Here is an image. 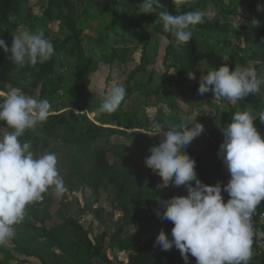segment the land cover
Instances as JSON below:
<instances>
[{"label": "trees", "instance_id": "obj_1", "mask_svg": "<svg viewBox=\"0 0 264 264\" xmlns=\"http://www.w3.org/2000/svg\"><path fill=\"white\" fill-rule=\"evenodd\" d=\"M55 0H48L46 7L42 8L43 18L55 21L64 32V36L58 39L54 46V53L50 60L35 66L25 63L23 66L8 60L10 53L0 50V92H7L10 88H19L26 95L37 99H48L52 105V113L46 122L38 124L35 130H27L21 141H30L32 151L37 152L39 136H63V139L76 147L93 148L100 143L101 147L94 150V171L107 181L115 191L116 207L125 211L134 204V213L131 220L139 209V201L144 198L145 192L138 185L136 178L126 169H119L107 161V153L121 156L124 164L144 162L150 155L148 149L158 146L161 140L148 135H142L137 139L129 140L123 145H113L110 136L115 133L129 136L128 129L140 126L147 127V121L137 112L130 109L119 108L115 114L122 123L120 127H102L103 124H112L108 113H98L96 124L89 118L88 112L94 109L88 97L86 88L90 83L89 74L96 69L99 61L112 62L120 58L118 52L120 44L125 38H135L140 42V63L131 74L132 78L138 79L140 91L144 99V105L152 107L159 102L173 108L174 98H185L188 93L193 102L199 107H211L216 111L214 120L218 118L219 102L213 98L209 91L204 95L197 92L201 74L209 69H216L223 64L229 66L230 71L235 66L245 67L253 59L264 63V11H257V4L264 0H230L228 4L219 0H211L217 6L219 12H229L238 15L244 21L240 29H228L214 23L203 21L193 26L192 40L187 44H179L175 38L162 28V24L156 22L157 13L144 14L140 12V0H122L124 6L130 11L119 19L115 10V4L111 0V18L109 24L98 34L85 33L80 26L72 5L67 0H62V7L54 6ZM162 4L173 14L186 11H199V3L206 4L207 0H195L190 5L182 6L177 10L173 0H161ZM241 8L244 12H241ZM163 9H158L157 12ZM31 16L29 0H0V31L11 27L13 30ZM259 21L258 25H252L253 19ZM232 35L236 48H230L226 40L222 39ZM158 37L166 41L164 48V61L176 73L173 81L176 87L168 79V73L164 72L159 77L157 84L154 83L153 71L147 67L152 65L159 51ZM8 47H11L12 36L8 35ZM224 55L229 56V62L225 61ZM170 58V59H169ZM170 60V61H168ZM193 73L195 78H189ZM189 74V75H188ZM143 87V88H142ZM260 96L249 94L236 104L229 103L227 111L220 112V122L217 129L208 130V134L202 133L206 146L203 150L195 151L190 144L185 151L196 161L195 171L198 179L208 185H214L217 181L223 187L229 180V173L223 165L217 152L223 141L219 130L231 122L232 115L238 111L250 109L254 117V123L258 131L264 134V122L260 120V114L264 113V97L260 102ZM235 105V106H234ZM66 109V113H57ZM201 124H207L198 120ZM5 125V122H3ZM45 146L48 141L44 140ZM186 189L177 188L171 184L166 188H159L153 197H145L147 203H152L156 210L162 209L157 199L166 200L174 195H186ZM225 202L228 194L223 193ZM264 212V201L261 202L252 217L255 224L260 213ZM56 214L62 220L59 224H51ZM26 219L23 226L31 234V243L25 245L17 238V234L10 241L14 244L17 254L34 256L39 264H93L96 256L102 255V249L106 233H101L97 239H90L87 230L82 223L72 217L64 200L56 202L51 192L43 194V200L34 202L26 208ZM170 221L157 218L152 234L145 237V228H137L134 232L123 235V229L114 231L113 240L119 250L129 252L126 264H184L178 249L164 251L156 243L158 233L163 230L171 239ZM256 240L253 237V245ZM0 246V252L3 251ZM0 264H7L0 259ZM189 264H196L195 257L189 254ZM249 264H264V255L255 260L252 256Z\"/></svg>", "mask_w": 264, "mask_h": 264}, {"label": "clouds", "instance_id": "obj_2", "mask_svg": "<svg viewBox=\"0 0 264 264\" xmlns=\"http://www.w3.org/2000/svg\"><path fill=\"white\" fill-rule=\"evenodd\" d=\"M173 2L179 10L195 0ZM139 8L144 14L157 13L156 22L179 44L189 43L193 26L204 19L200 11L173 14L161 0H140ZM158 9L163 10L157 12ZM257 11H264V5L258 3ZM258 23L255 18L251 21L252 25ZM0 50L10 53L8 60L21 66L43 64L55 51L50 39L31 30L19 31L12 38L11 47L0 39ZM189 78H195L194 74ZM262 86L264 76L258 75L254 67L235 66L230 71L223 64L201 74L197 92L204 95L211 91L217 102L222 98L235 102L249 94L256 95ZM125 96V87L114 83L98 112L115 113ZM51 112L48 99L26 95L19 88H10L0 98V121L6 125L0 127L5 129L0 134V246L15 237V226L23 222L28 205L42 201L50 188L57 194L65 191L56 154L36 156L31 142L21 141L27 130H35L38 124L46 122ZM148 119L153 135H161L162 140L148 149L145 166L161 178L159 188L171 184L183 187L187 193L157 199L162 209L158 208L156 215L170 221L173 227L171 239L161 230L156 243L164 251L178 249L184 264H189V254L195 257L196 264H249L253 256L252 217L264 201V134L255 126L251 110L234 113L231 122L221 128L223 141L217 155L230 177L223 187L220 181L214 185L201 182L195 171L196 161L185 151L204 132L201 123L194 119L164 131L155 108L149 110ZM260 120L264 122V113ZM222 192L228 194L226 202Z\"/></svg>", "mask_w": 264, "mask_h": 264}, {"label": "rangeland", "instance_id": "obj_3", "mask_svg": "<svg viewBox=\"0 0 264 264\" xmlns=\"http://www.w3.org/2000/svg\"><path fill=\"white\" fill-rule=\"evenodd\" d=\"M67 1L71 3L72 9L76 13V18L85 33H101L105 26L109 24L111 18V0ZM219 1L228 4L230 0ZM29 2L31 16L25 19L23 23H19V26L14 30L11 27L1 30L0 39H4L7 44L9 43L7 39L8 35H11L13 38L19 31L23 30L42 32L52 43L62 38L64 32L59 28L57 23L43 18L42 8L47 6L48 0H29ZM113 2L119 19H124L125 15L130 13L124 6V1L113 0ZM54 6L57 8L62 7V0H55ZM199 7L197 10L204 14V23H214L228 29H240L244 25V21L238 15L225 11L219 12L220 9L211 0H207L206 4L199 3ZM240 11L244 12V9L241 8ZM226 40L230 43L227 51L231 47H237L232 35L229 34L225 39H222V44ZM158 42V55L154 63L149 65L147 69L148 71H153L155 84L159 82V76L167 72L169 81L172 82L173 87H176L173 83L176 73L173 68L168 66L169 62H165L163 57L166 41L163 37H158ZM140 47L138 39L125 38L118 49L120 58L112 62H97L96 69L89 74L90 83L85 90L94 109L92 112L87 113L91 120H95L104 96L115 83L124 86L126 89V96L120 108L123 110L131 108L133 112H137L139 116L147 121V127L140 126L135 129H128L127 133H129V136L119 133L112 134L110 136L111 143L113 145L127 144L129 140L137 139L142 135L162 140L161 135H153L154 129L151 127V122L148 119V112L153 108L157 110V119L165 127L164 131L171 129L174 125L194 122V119L197 122L198 120L207 122L206 125L202 124L204 126L203 133L205 134H208V130L210 129H217L218 121L220 122V118L222 119L220 112L227 111L228 104H236V101L233 102L222 98L219 101L220 112H217L218 118L215 120L213 117L216 111L208 106H197L189 93L185 98L175 97L173 108H169L161 102L152 107L144 105V99L140 91L141 86L138 84L139 78L135 79L131 76L140 63ZM224 59L229 62L230 57L224 55ZM245 67H254L258 75L264 76V63L258 59L249 61ZM4 93L6 92H0V98H3ZM258 94L262 103L264 86L261 87V91ZM66 112V109H63L57 113ZM109 117L112 119V124H103L101 125L102 127L122 128V123H120V119L115 114L109 115ZM94 122L99 125L98 122ZM0 127H5L3 121H0ZM4 130V128H0V134ZM219 132L222 134L221 130ZM39 137L37 152L34 154L40 156L49 152L55 153L58 160L57 167L59 174L64 180L65 191L63 193L57 194L53 189H49L53 199L56 202L64 200L69 214L82 223L90 239H97L101 233H106L107 235L102 243V255L96 256L93 259V264H126L129 252L118 249L113 240L114 231L123 229V235H126L134 232L137 228H145L147 233L144 235V238L152 234L158 216L156 215L155 206L152 203H147L145 200L147 197H153L157 194L159 190L158 186L162 183L161 178L151 169L147 168L144 162H135L130 165L124 164V159L121 156L114 155L111 151L107 153V161L119 169L126 168L131 173V177L137 179L138 185L145 192L144 198L139 201V209L135 214V218L131 220L130 217L134 213V204H131L125 211L119 210L116 207L117 199L114 189L93 169L95 161L93 148L95 144L93 148L87 149L85 147H76V145L66 142L63 136H44L41 134ZM44 140L48 141L47 146L43 144ZM96 144L94 150H98L101 147L100 143ZM205 146L206 144L201 136L195 138L190 143V148L195 151L203 150ZM23 222L15 226L17 238L23 244L29 245L31 243V234L25 230ZM61 222L60 217L54 214L50 225ZM3 248L4 250L0 252V259L7 264H39V260L34 256L17 254L11 241L3 245Z\"/></svg>", "mask_w": 264, "mask_h": 264}, {"label": "built area", "instance_id": "obj_4", "mask_svg": "<svg viewBox=\"0 0 264 264\" xmlns=\"http://www.w3.org/2000/svg\"><path fill=\"white\" fill-rule=\"evenodd\" d=\"M254 238L256 245L252 247L253 257L259 260L264 255V212L260 213L254 227Z\"/></svg>", "mask_w": 264, "mask_h": 264}]
</instances>
